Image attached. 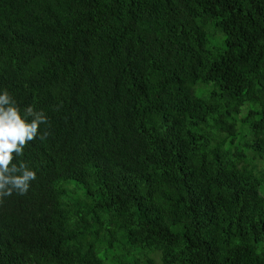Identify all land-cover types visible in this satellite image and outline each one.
<instances>
[{
  "label": "trees",
  "instance_id": "trees-1",
  "mask_svg": "<svg viewBox=\"0 0 264 264\" xmlns=\"http://www.w3.org/2000/svg\"><path fill=\"white\" fill-rule=\"evenodd\" d=\"M5 90L0 264H264V0H0Z\"/></svg>",
  "mask_w": 264,
  "mask_h": 264
},
{
  "label": "clouds",
  "instance_id": "clouds-1",
  "mask_svg": "<svg viewBox=\"0 0 264 264\" xmlns=\"http://www.w3.org/2000/svg\"><path fill=\"white\" fill-rule=\"evenodd\" d=\"M25 117H32L28 122ZM46 123L43 112L34 111L32 106L25 109L24 117L11 95L5 90L0 93V201L16 192L27 193L30 182L36 179V173L26 163H13L15 157L23 155L28 142L37 137L40 124ZM47 133L41 136L46 138Z\"/></svg>",
  "mask_w": 264,
  "mask_h": 264
},
{
  "label": "rangeland",
  "instance_id": "rangeland-1",
  "mask_svg": "<svg viewBox=\"0 0 264 264\" xmlns=\"http://www.w3.org/2000/svg\"><path fill=\"white\" fill-rule=\"evenodd\" d=\"M260 190H261L262 194L264 195V182L261 184V186H260ZM100 253H101V252H100ZM100 253H99V255H100Z\"/></svg>",
  "mask_w": 264,
  "mask_h": 264
}]
</instances>
